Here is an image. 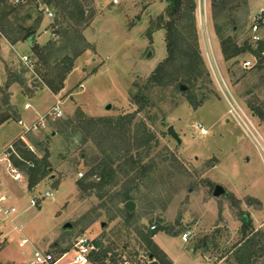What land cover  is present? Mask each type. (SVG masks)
Here are the masks:
<instances>
[{"label":"rangeland","instance_id":"rangeland-1","mask_svg":"<svg viewBox=\"0 0 264 264\" xmlns=\"http://www.w3.org/2000/svg\"><path fill=\"white\" fill-rule=\"evenodd\" d=\"M45 1L37 3L53 13V21L35 12L37 3L32 0L22 15L32 13L28 26L41 20L34 45L47 47L52 65L66 56L73 59L74 69L64 89L54 94L35 76L34 67L27 66L24 58L32 62L34 58L27 41L12 45L1 33L0 87L15 79L14 71L22 72L9 93L11 105L18 108L19 120L27 127L60 106L63 121L82 112L85 118L101 120L102 127L106 120L116 123L117 131L108 139L85 130L74 144L69 134L59 133V119H50L43 135H24L26 128L14 119L0 125V155L21 135L30 145L39 140L49 152L56 178L53 181L50 175L29 190L23 174L15 182L2 168L0 194L7 195L5 205L15 207L17 213L11 215L13 222H0V264H32L36 250L61 258L59 264H73L74 247L82 237L102 245L90 264L99 258L102 264H120V256L150 254L146 238L153 226L161 228L154 244L174 264H264V154L230 118L224 96L234 97L264 137V121L248 107V102L264 105V56L260 65L250 53L224 63L214 28L215 22L230 19L239 35L250 37L252 17L263 0H216L217 5L225 4V10L213 6L212 0H196L199 44L209 75L193 88L176 81L172 74L176 65L169 67L165 79L148 86L168 58L165 31L151 29L170 0H118L116 5L112 0H77L84 11L82 23L70 15L62 18L55 5ZM250 60L254 67L244 69L243 63ZM215 61L227 85L224 94L212 69V65L216 69ZM144 90L151 105L137 115L129 131L124 118L137 113L134 97ZM3 98L0 93V102ZM171 127L180 143L170 135ZM49 135L53 138L47 140ZM84 135L88 142L81 145ZM33 149L37 157H44V151ZM101 149L108 163L115 164L113 179L93 191H81L77 181L89 170L86 162ZM74 169L83 177L76 176ZM217 185L225 190L220 196H215ZM46 193L53 197L46 198ZM32 199L37 206L31 205ZM128 202L134 203L133 211L126 209ZM67 223L72 230H63ZM188 231L192 236L185 242L183 235ZM252 237L255 242L247 253L246 242ZM25 238L29 243L21 246Z\"/></svg>","mask_w":264,"mask_h":264},{"label":"trees","instance_id":"trees-1","mask_svg":"<svg viewBox=\"0 0 264 264\" xmlns=\"http://www.w3.org/2000/svg\"><path fill=\"white\" fill-rule=\"evenodd\" d=\"M27 1V3L21 2L19 5H15L8 0H0V33L10 41L12 45L28 41L37 34L39 26L41 25V20L36 21L32 25H26V20H32L33 18L32 13H28L25 17L22 15L24 8L28 6L31 0ZM32 2L36 4L37 0H32ZM45 2L49 5L54 4L55 8L61 13L62 18L66 19L68 18V15H70L72 18H79L77 19V22L82 23L81 21L84 18V11L82 10L79 1L70 0L68 2V0H47ZM217 2L218 1L216 0H212V5L215 7L218 6L222 10L226 9L223 2H220L218 5ZM38 4L39 2L34 6V10L41 14ZM196 9V0H170L169 7L165 14L159 18L158 22H156L157 26L152 27L151 31L156 29L165 31L168 58L165 63L159 65L155 73L148 80V86L150 88L152 85H155L153 82L156 79H165V77L170 74L167 70L173 65H176L175 69L172 71L173 76L176 77V81L182 84H188L189 88H193L194 84L204 78V76L209 75L206 72V68H204L205 63L202 58L199 44L200 33L195 18ZM72 12H75V14L78 15L73 16ZM58 26L59 24L56 18L54 23L56 33ZM214 28L216 35L220 40L224 63L235 60L246 53H250L255 58L259 59V65L262 64L264 42L259 43L257 48H255L250 37L244 38L238 34L235 29L234 20L229 19L221 24L215 22ZM229 28L232 29V34H227ZM46 50L47 47L40 48L37 44L32 47L35 76L40 79L51 92L58 94L64 89L67 77L74 69V61L72 58L66 56L52 65L50 56ZM24 73L25 72H23V74ZM21 74L22 72L18 70L14 71L13 76H15V79L11 80L4 89L0 87V93L4 96L1 101L2 103L0 102V125L10 119L18 120L19 122L21 121L19 120L18 108H14V106L11 105V93H9L12 84L19 81ZM155 82L158 83L161 81ZM181 86L182 85H179V87ZM147 90L148 89H146V91ZM146 91H141L134 97L135 105L139 106L137 113L130 115L129 118H124L129 123V131L133 127V121L137 119V115L151 105ZM248 107L253 112L254 116L258 117L261 121H264V105L253 106L251 102H248ZM85 117L86 116L82 112H79L78 116L73 120L63 121V119H59L56 123L59 133L67 137L69 134L70 140L76 144L79 143L85 130H88L90 135L105 134V137L108 139L114 136V132L117 131V125L114 122L106 120L107 125L102 127L100 124L102 122L101 120H92ZM120 130L123 132L124 129L120 127ZM46 138L49 140L53 137L49 135ZM149 141L151 140H148L147 142ZM87 142L88 139L86 138V135H84L81 145L87 144ZM30 143L36 148V150L39 148L41 151L45 152L42 159L29 150L28 145L21 140H17L15 143L20 158L13 157V159L15 167L27 178L28 189L33 190L41 181L52 175L53 169L48 161L49 152L47 149L44 150L42 148V142H39V140H32ZM92 156V161L90 163L86 162L89 170L85 178L83 177V179H78L77 181V185L81 191H93L101 185L108 184L114 176L113 166L115 164L114 162L108 163L103 157V149H101L100 153H94ZM74 170L73 173L75 172V175L77 176L79 172H77V169ZM53 176L54 175H52L50 179L56 181V178ZM57 184H59V182L55 185ZM128 200H130V196L126 194L125 201ZM160 230V227H156L155 230H150L147 235L146 241L150 247V254L157 257L161 264H172L171 260H168L167 255L160 251L153 242V238ZM254 242L255 238L253 237L246 242L245 252H249L248 248L251 247ZM94 245L97 249L102 247L101 243L97 241L94 242ZM94 253L95 252H93L91 256ZM137 254L138 253H133L131 255L135 256ZM96 264H102L100 258Z\"/></svg>","mask_w":264,"mask_h":264},{"label":"built area","instance_id":"built-area-1","mask_svg":"<svg viewBox=\"0 0 264 264\" xmlns=\"http://www.w3.org/2000/svg\"><path fill=\"white\" fill-rule=\"evenodd\" d=\"M24 0H16L15 3L19 4ZM112 2L116 5L119 3L118 0H112ZM40 12L45 16L48 17L50 21L54 20V15L48 9L44 7H39ZM201 12V10H200ZM250 38L251 42L255 48L259 45V43L264 42V0L263 6L258 10L256 14L252 17V22L250 25ZM55 37V34H53ZM27 66L30 68L34 67V63L30 61L28 58H24ZM215 67L212 65L213 72L219 84V87L222 90V93H225V87L227 89V85L225 83V79L223 78L218 63L215 61ZM30 65V66H29ZM254 67V63L250 60L243 63L244 69H251ZM218 71V73H217ZM222 81V83H221ZM226 100L228 101L230 108L228 111V115L230 118L239 125V127L244 131L246 136L253 142L255 147L261 150L264 154V137L258 130L257 126L254 124L251 118H249L246 112L241 108V106L237 103L232 95L230 97L227 94H224ZM230 98V99H229ZM27 109L30 108L28 105ZM64 118V112L57 106L53 109L52 112L48 113L47 115L42 116L39 121L33 123L31 126L27 127L22 121L19 122V125H22L26 128V134L28 133H36V134H43L46 129L48 128L49 120L50 119H62ZM200 131L207 135V130L204 128L202 124H199ZM21 135L18 140L25 142L29 150L35 153L33 147L27 142L25 136ZM13 157L20 158L19 153L15 147V143L11 144L7 150L0 155V172L6 169L8 175L15 181L20 182L23 179L22 173L15 167ZM264 159V158H263ZM80 178L83 177L82 173H79ZM46 198L53 197L52 193H46ZM8 202L7 195L0 194V222L11 221V215L16 214L17 210L15 207L10 206L7 207L5 204ZM32 206H37L38 202L35 199L30 201ZM157 226H153L152 230H155ZM20 230L15 227V230ZM192 233L188 231L183 235V241L188 242L191 238ZM2 238L1 231H0V240ZM29 243L28 239H23L21 242V246H25ZM97 250L96 246L94 245V241L89 239L88 237L80 238L74 247L75 257L73 264H90L91 262V254ZM120 264H161L154 255L148 254L145 252L138 253L135 256L130 255V257L120 256ZM62 259H56L53 254L51 253H43L38 250L35 252V261L32 264H59Z\"/></svg>","mask_w":264,"mask_h":264},{"label":"water","instance_id":"water-1","mask_svg":"<svg viewBox=\"0 0 264 264\" xmlns=\"http://www.w3.org/2000/svg\"><path fill=\"white\" fill-rule=\"evenodd\" d=\"M35 43H36V37H35V36H33L32 38H30V39L27 41V44H28L29 46H32V47L34 46ZM182 90H185V87H182ZM108 108H110V106L107 107V109H108ZM169 133H170V135H171L173 138L177 139V141L180 143V138L178 137L177 133L174 131V128H173V127H171V128L169 129ZM224 192H225V190H224V188H223L222 186H220V185H217V186H216V188H215V196H220V195H222ZM134 208H135V205H134L133 202H128V203L126 204V209H127L128 211H133ZM243 221L246 222V219H244ZM72 229H73V227H72V225L69 224V223H67V224L64 225V227H63V230H64V231H70V230H72Z\"/></svg>","mask_w":264,"mask_h":264},{"label":"crops","instance_id":"crops-1","mask_svg":"<svg viewBox=\"0 0 264 264\" xmlns=\"http://www.w3.org/2000/svg\"><path fill=\"white\" fill-rule=\"evenodd\" d=\"M163 251H164V249H163ZM164 252H165V254L168 256L169 260H171L169 254H168L166 251H164ZM65 255H67V254H65ZM65 255H64V257H65ZM171 262H172V260H171ZM172 264H174V263L172 262Z\"/></svg>","mask_w":264,"mask_h":264}]
</instances>
